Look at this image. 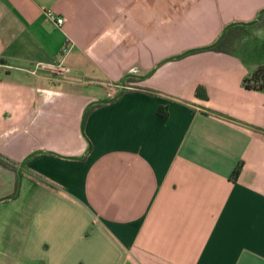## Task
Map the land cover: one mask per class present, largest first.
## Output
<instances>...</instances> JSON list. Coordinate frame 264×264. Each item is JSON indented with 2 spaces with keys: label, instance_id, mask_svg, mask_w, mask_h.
<instances>
[{
  "label": "crops",
  "instance_id": "obj_1",
  "mask_svg": "<svg viewBox=\"0 0 264 264\" xmlns=\"http://www.w3.org/2000/svg\"><path fill=\"white\" fill-rule=\"evenodd\" d=\"M263 7L0 0V155L26 159L29 183L19 202L17 172L0 164V264H264V91L242 84L264 58L175 57ZM61 59L68 74L25 70ZM97 79L105 95L87 91Z\"/></svg>",
  "mask_w": 264,
  "mask_h": 264
},
{
  "label": "trees",
  "instance_id": "obj_2",
  "mask_svg": "<svg viewBox=\"0 0 264 264\" xmlns=\"http://www.w3.org/2000/svg\"><path fill=\"white\" fill-rule=\"evenodd\" d=\"M237 27H247L249 28H263L264 27V12L261 16V19L259 21H257L256 23L252 24V25H233L231 27H228L226 29V32L224 34V36L222 37V39L214 46L212 47H207V46H203V47H199V48H194L193 51L189 52L192 53L194 51H200V50H214V51H221V52H227V53H233V51H231L234 47H236V45L239 43L240 39L242 38V33L243 31L240 30H234ZM230 47H233L232 49H230ZM188 54V53H186ZM185 54V55H186ZM135 79V77L132 76H127L125 78V85H127L128 82L133 81ZM242 84L245 88L247 89H253V90H258V91H264V63L257 65L251 72L250 74H248L246 77L243 78L242 80ZM126 89V88H125ZM124 89V90H125ZM200 91H201V87L197 86L195 89V94L196 95H200ZM99 104H94L91 107L94 106H98ZM90 107V108H91ZM0 164L17 172V165L14 161H12L11 159L4 157L2 155H0ZM239 165L236 166V168L233 171V177H237L238 173H239Z\"/></svg>",
  "mask_w": 264,
  "mask_h": 264
},
{
  "label": "rangeland",
  "instance_id": "obj_3",
  "mask_svg": "<svg viewBox=\"0 0 264 264\" xmlns=\"http://www.w3.org/2000/svg\"><path fill=\"white\" fill-rule=\"evenodd\" d=\"M247 29H248L247 27L246 28L245 27H237L234 30L246 31ZM220 34H221V32H220ZM218 36L216 37V39L213 42H215L217 40ZM174 44H175V41H174ZM192 48H197V47H192ZM192 48H189V49H192ZM232 48L233 47H230V49H232ZM186 50H188V49H186ZM186 50L182 51L181 53L185 52ZM231 51H233L234 54H237L242 60H245V61H252V60L258 61V60L264 58V27L261 28L260 34L258 36H246V37H244L242 39V42H239V44H237L236 47H234ZM181 53H179V54H181ZM179 54H177V55H179ZM168 57H164V58L160 59L159 61H157L156 64L154 66H152L146 73H150L154 68H156L158 66V64L163 62ZM134 62H135V65L137 66V68H139L138 60L135 59ZM64 65L67 66L68 63H64ZM86 66L89 67V65H87V62H86ZM124 77L125 76H123V78ZM122 79H121V81H122ZM129 85L133 86V84H129ZM107 89H108L107 81H105V80L101 81V80L97 79L92 84L87 85V91H89L93 94L99 95L100 93H102V95H105V91ZM28 184H29L28 181L24 178L22 181V184H20V188H19L20 190L18 192L19 202L22 199H24L25 196L27 195L28 190H29Z\"/></svg>",
  "mask_w": 264,
  "mask_h": 264
},
{
  "label": "built area",
  "instance_id": "obj_4",
  "mask_svg": "<svg viewBox=\"0 0 264 264\" xmlns=\"http://www.w3.org/2000/svg\"><path fill=\"white\" fill-rule=\"evenodd\" d=\"M43 13L45 18L50 22H52L58 28H61L67 20L65 16L57 14L51 8L44 9ZM73 46H74V42L70 39H66L60 49V55L65 56L73 49ZM42 69L62 75L68 74L70 71L69 68L64 65L63 59L51 64L38 63L34 65L33 68H25L27 72L32 74H35L38 70H42Z\"/></svg>",
  "mask_w": 264,
  "mask_h": 264
},
{
  "label": "water",
  "instance_id": "obj_5",
  "mask_svg": "<svg viewBox=\"0 0 264 264\" xmlns=\"http://www.w3.org/2000/svg\"><path fill=\"white\" fill-rule=\"evenodd\" d=\"M263 12H264V7H263L262 9L259 10L258 15L256 16V18H254V19L251 20V21H248V22H232V23H229V24L225 25V26L223 27L222 31H221V34L218 36L217 40H216L215 42L209 44L207 47H212V46L216 45V44L222 39V37L224 36V34H225V32H226V29H227L228 27H231V26H233V25H238V24H240V25H252V24L256 23L257 21H259V20L261 19V16H262ZM193 50H194V48H192V49H188V50H186L185 52H183V53H181V54H179V55H177V56H175V57L183 56V55H185L186 53H189V52H191V51H193ZM129 75H131V74H126L125 77L122 79V81H121V82H122V86H121L120 91H119L117 94H115L114 96H112L111 98H109V99H105V100H102V102H110V101L116 99V98H117V97L123 92V90L125 89V78H126L127 76H129ZM93 103H94V102H92V103H90V104H88V105L86 106V108L84 109V112H83V116H82L83 118H84V114H85L86 110H87L88 107L91 106ZM70 157H71V158H76V157H74V156H70ZM25 161H26V159L22 160V161L20 162V164H19L18 169H17V175H18L17 192L19 191V188H20V184H21V180H22L21 170H22V167H23L24 164H25Z\"/></svg>",
  "mask_w": 264,
  "mask_h": 264
}]
</instances>
